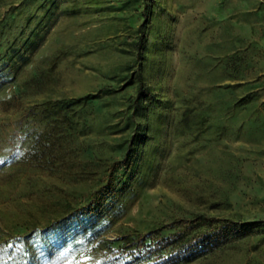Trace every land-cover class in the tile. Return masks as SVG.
Instances as JSON below:
<instances>
[{
  "label": "rangeland",
  "instance_id": "1",
  "mask_svg": "<svg viewBox=\"0 0 264 264\" xmlns=\"http://www.w3.org/2000/svg\"><path fill=\"white\" fill-rule=\"evenodd\" d=\"M139 67L153 98L132 118ZM0 69V236L85 205L130 148L123 197L69 257L200 213L264 220V0H0ZM180 264H264V230Z\"/></svg>",
  "mask_w": 264,
  "mask_h": 264
},
{
  "label": "trees",
  "instance_id": "2",
  "mask_svg": "<svg viewBox=\"0 0 264 264\" xmlns=\"http://www.w3.org/2000/svg\"><path fill=\"white\" fill-rule=\"evenodd\" d=\"M137 46V58L143 59L142 46L140 43ZM5 74L0 69V78ZM131 76L130 83H135L136 95L130 107L131 117L135 118L144 107L143 102L151 100L153 94L144 85L140 67ZM98 97L97 93H88L45 101L37 106L41 113L51 109L66 113L73 106ZM133 121L136 129L137 122ZM11 153L6 157L11 156ZM135 156L130 148L121 158L112 161L104 182L91 194L85 205L44 227L0 236V264H180L203 256L240 236L264 230V220L220 218L200 213L190 218H178L144 232L129 234L120 245L106 243L86 256L69 257L65 252L68 248L90 243L110 218L111 211L124 195L128 179L134 176Z\"/></svg>",
  "mask_w": 264,
  "mask_h": 264
}]
</instances>
